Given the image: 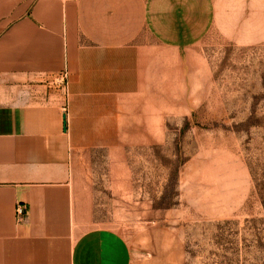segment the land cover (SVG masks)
<instances>
[{
    "label": "rangeland",
    "instance_id": "rangeland-1",
    "mask_svg": "<svg viewBox=\"0 0 264 264\" xmlns=\"http://www.w3.org/2000/svg\"><path fill=\"white\" fill-rule=\"evenodd\" d=\"M150 12V90L132 137L73 156L78 216L135 264H264V0Z\"/></svg>",
    "mask_w": 264,
    "mask_h": 264
},
{
    "label": "crops",
    "instance_id": "crops-1",
    "mask_svg": "<svg viewBox=\"0 0 264 264\" xmlns=\"http://www.w3.org/2000/svg\"><path fill=\"white\" fill-rule=\"evenodd\" d=\"M150 10L151 0H0V264H135L119 232L78 216L71 164L132 137L152 81ZM65 70L67 89L56 83Z\"/></svg>",
    "mask_w": 264,
    "mask_h": 264
},
{
    "label": "built area",
    "instance_id": "built-area-1",
    "mask_svg": "<svg viewBox=\"0 0 264 264\" xmlns=\"http://www.w3.org/2000/svg\"><path fill=\"white\" fill-rule=\"evenodd\" d=\"M68 77H69L68 71L65 70V71H63L61 74H59L57 76L56 83L61 88L67 89V86H68ZM23 211H24V206L18 205L17 206V214L19 216H21L23 214Z\"/></svg>",
    "mask_w": 264,
    "mask_h": 264
}]
</instances>
